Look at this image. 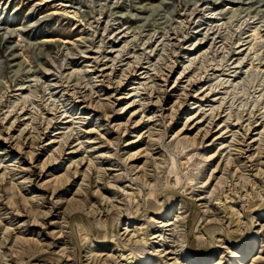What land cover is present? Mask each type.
I'll return each instance as SVG.
<instances>
[{"label": "rangeland", "instance_id": "1", "mask_svg": "<svg viewBox=\"0 0 264 264\" xmlns=\"http://www.w3.org/2000/svg\"><path fill=\"white\" fill-rule=\"evenodd\" d=\"M0 264H264V0H0Z\"/></svg>", "mask_w": 264, "mask_h": 264}, {"label": "bare ground", "instance_id": "2", "mask_svg": "<svg viewBox=\"0 0 264 264\" xmlns=\"http://www.w3.org/2000/svg\"><path fill=\"white\" fill-rule=\"evenodd\" d=\"M64 146H65V145H64ZM60 151H61V150H60ZM237 151H238V154H239V155H243V154H245V153L247 152V151H245V153H244V149H242V148H239ZM259 151H260V152L258 153V155L262 154L261 150H259ZM250 160H251V159H250ZM50 161H51V160H50ZM54 161H55V160H54ZM53 163H54V162H53ZM47 164H49V163H47ZM262 165H263V164H262ZM48 166H49V165H48ZM75 170H76V169H75ZM70 175H71V174H70ZM61 178H62V177H61ZM57 180H60V179L57 178ZM62 180H63V179H62ZM65 180H66V179H64L63 181H65ZM68 180H69V177H68ZM63 181H62V182H63ZM56 182H57V181H56ZM59 182H60V181H59ZM59 182L56 183L57 186H56V184L54 185V187L56 186L55 189H54V192L57 191V190H60L61 188H63V186L66 184L67 181L64 182V183H62V184H60V185H58ZM72 209H73V208H72ZM168 225H170V224H167L166 226H168ZM162 227H164V226H162ZM155 237H157V236H155Z\"/></svg>", "mask_w": 264, "mask_h": 264}]
</instances>
